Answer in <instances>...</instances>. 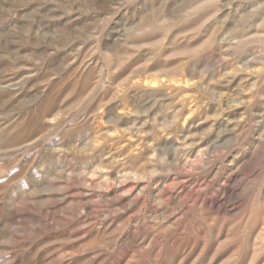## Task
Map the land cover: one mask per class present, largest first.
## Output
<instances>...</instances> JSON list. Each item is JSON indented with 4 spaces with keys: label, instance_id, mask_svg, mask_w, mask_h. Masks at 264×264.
I'll return each instance as SVG.
<instances>
[{
    "label": "rangeland",
    "instance_id": "374dc122",
    "mask_svg": "<svg viewBox=\"0 0 264 264\" xmlns=\"http://www.w3.org/2000/svg\"><path fill=\"white\" fill-rule=\"evenodd\" d=\"M0 264H264V0H0Z\"/></svg>",
    "mask_w": 264,
    "mask_h": 264
}]
</instances>
